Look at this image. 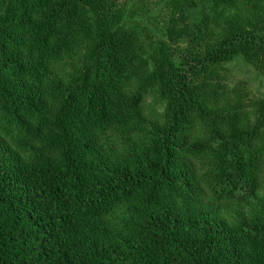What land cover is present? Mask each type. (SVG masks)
<instances>
[{"label": "trees", "instance_id": "1", "mask_svg": "<svg viewBox=\"0 0 264 264\" xmlns=\"http://www.w3.org/2000/svg\"><path fill=\"white\" fill-rule=\"evenodd\" d=\"M122 1L0 0V264H264V97L173 62L264 74V0H207L214 42L167 0L151 59Z\"/></svg>", "mask_w": 264, "mask_h": 264}, {"label": "rangeland", "instance_id": "2", "mask_svg": "<svg viewBox=\"0 0 264 264\" xmlns=\"http://www.w3.org/2000/svg\"><path fill=\"white\" fill-rule=\"evenodd\" d=\"M141 2L143 5L144 3L149 4L148 7L151 12L140 8ZM166 2L167 0H124L119 5L123 8L124 14L119 27L137 33L145 45L146 56L150 59L157 51L158 44L154 38L155 34L161 35L160 29H163L168 21L169 14L165 8ZM197 2V12L192 13L191 17L203 22V35L207 40L219 41L223 29L222 21L212 17L209 1L197 0ZM92 17H95L94 12H92ZM188 44V40L181 42L178 45V50L186 48ZM259 56H255L252 60L237 57L234 60L213 65L214 69L206 66L192 70L184 66L186 62L180 52L173 56V62L178 68H184V71L192 76L196 84L209 83L228 88L233 104L240 102L242 110L252 111L264 97V74L258 60L255 59ZM151 104L152 100H149L148 105ZM261 200H264V190L260 191L258 196L252 200V203L255 204V210H259L260 206L263 205L264 202ZM242 209L246 211V214H249V210L243 206L223 208L221 212L226 220L233 221L240 215ZM112 226L116 227L117 224L113 221Z\"/></svg>", "mask_w": 264, "mask_h": 264}]
</instances>
